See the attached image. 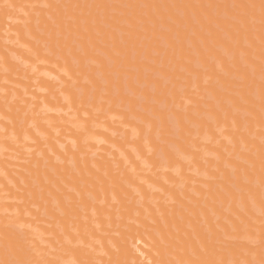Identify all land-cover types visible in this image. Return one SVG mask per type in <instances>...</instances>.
<instances>
[{
    "label": "bare ground",
    "instance_id": "6f19581e",
    "mask_svg": "<svg viewBox=\"0 0 264 264\" xmlns=\"http://www.w3.org/2000/svg\"><path fill=\"white\" fill-rule=\"evenodd\" d=\"M4 2L0 264H264V0Z\"/></svg>",
    "mask_w": 264,
    "mask_h": 264
},
{
    "label": "rangeland",
    "instance_id": "374dc122",
    "mask_svg": "<svg viewBox=\"0 0 264 264\" xmlns=\"http://www.w3.org/2000/svg\"><path fill=\"white\" fill-rule=\"evenodd\" d=\"M9 2H10V1H9ZM9 2H4L3 5H2V3H0V4H1V6H2L3 8H6V9H7V8L11 7V5L9 4ZM7 3H8V4H7ZM5 5H6L7 7H6ZM18 6H19V5H18ZM22 6H23V5H22ZM19 7H20V6H19ZM19 7L13 9L15 13H13V15H10L11 18L9 17V19L7 18V19L5 20L6 22L3 23V26H4L5 28H4L3 30H0L1 34H4V32H6V30H7V31H10V28L12 27L13 23H14V22H17V19L13 21V17H15V18H16V17H19V15L22 14L21 11H20V12L18 11ZM19 10H20V9H19ZM17 12L19 13L18 16H17ZM14 15H16V16H14ZM21 16H22V15H21ZM9 20H10V21H9ZM0 21H1V20H0ZM7 21H8V22H7ZM0 25H2V21L0 22ZM9 26H10V27H9ZM8 27H9V29H8ZM4 30H5V31H4ZM3 31H4V32H3ZM6 36H7V34H6ZM6 41H8V42H6ZM9 41H10V42H9ZM5 43H6L9 47H10V46H11V47H14V45H16V44H15L16 41L14 42V40H8V39H7V40H5ZM5 43H4V44H5ZM6 44H5V45H6ZM10 44H11V45H10ZM13 44H14V45H13ZM21 61H22V59H21ZM21 65H25V67L29 66V65H26V63H25V64H21ZM25 67L22 66L21 68H23L25 71H27V68H29V67H27V68H25ZM31 70H33V73H35V72H34V71H35V68H34V69H31ZM36 71H37V70H36ZM50 71L52 72V75H51ZM41 74H42V75H41ZM55 74H57V73L54 72V71L51 70V69H48L47 72H46V70H45L44 72H40V76H39L38 80H37V79H34V81H36V82H33V83H34V85H33V88H34V89H33V88H32V89L34 90V92L37 91L38 93H39V92H42V93H43L44 90H41V89L36 90V87H37V85H38V83H39V80H40V79H43V78H47V79L53 84V86H54V90H55V91H56V90H59L60 87H61V82H62V80L60 79V77H61V76L63 77L64 75H61V76H60V73H59V74H57L58 76H57V75L55 76ZM61 74H62V73H61ZM45 75H46V76H45ZM47 75H48V76H47ZM44 76H45V77H44ZM52 78H53V79H52ZM54 78H56V79H54ZM57 79H59V80H57ZM56 80H57V81H56ZM60 80H61V82H60ZM3 82L7 83L6 81H3ZM3 82H2V83H3ZM5 83H3V85H4ZM7 84H9V83H7ZM10 85L12 86V84H10ZM58 85H59V86H58ZM4 86H5V85H4ZM8 86H9V85H8ZM6 87H7V86H6ZM9 87H10V86H9ZM35 90H36V91H35ZM40 90H41V91H40ZM44 92H45V91H44ZM56 92H57V91H56ZM56 92H54V93H56ZM45 93H47V92H45ZM45 93H44V94H45ZM40 94H41V93H40ZM28 96H29V95H26L25 98H27V99H29V100H33V99H34V98H33V99H30L31 97H30V96L28 97ZM33 101H35V99H34ZM66 117H69V116H66ZM116 135H117V136H116ZM119 135H122V134H120V132H117V133L115 134V137H116L117 139H119V138H120V137H118ZM127 165H130V163H129V164L127 163ZM119 166H120V165L115 166V167H116V168H119ZM146 166H147V165H146ZM120 167H121L120 170H122L123 167H122V166H120ZM147 167H148V166H147ZM145 169H146V168H145ZM124 170H125V167L123 168V171H124ZM187 172H188V174L190 175V171H187ZM191 172H193V171H191ZM115 173H117V171H115ZM194 174H195V173H192V175H194ZM134 242H135V241H134ZM134 242H133V244H136V243H134ZM136 242H137V244H138V245H137V244L135 245L136 249L139 250L140 247H141V248H142V246L145 247L144 244H143V242H141V241L139 242V240L136 241ZM141 243H142L143 245H142ZM141 245H142V246H141ZM137 246H138V247H137ZM263 257H264V256H263ZM144 258H145V256L142 257V260H145V259H146V258H145V259H144ZM146 262H148L147 259H146Z\"/></svg>",
    "mask_w": 264,
    "mask_h": 264
}]
</instances>
